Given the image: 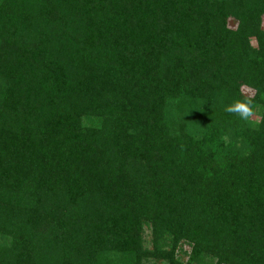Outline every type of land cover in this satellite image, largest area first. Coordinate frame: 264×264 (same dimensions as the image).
<instances>
[{"label": "trees", "instance_id": "1", "mask_svg": "<svg viewBox=\"0 0 264 264\" xmlns=\"http://www.w3.org/2000/svg\"><path fill=\"white\" fill-rule=\"evenodd\" d=\"M263 17L0 0V264H264Z\"/></svg>", "mask_w": 264, "mask_h": 264}, {"label": "rangeland", "instance_id": "2", "mask_svg": "<svg viewBox=\"0 0 264 264\" xmlns=\"http://www.w3.org/2000/svg\"><path fill=\"white\" fill-rule=\"evenodd\" d=\"M262 24H263V27H264V17H263V21H262ZM228 26L230 28L234 27L235 26V23L232 21V20H229L228 21ZM243 92L246 93V94H250V91L246 88H243Z\"/></svg>", "mask_w": 264, "mask_h": 264}]
</instances>
